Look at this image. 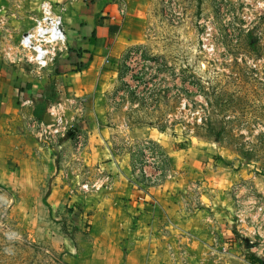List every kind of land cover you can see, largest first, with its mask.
I'll return each instance as SVG.
<instances>
[{
  "label": "rangeland",
  "instance_id": "obj_1",
  "mask_svg": "<svg viewBox=\"0 0 264 264\" xmlns=\"http://www.w3.org/2000/svg\"><path fill=\"white\" fill-rule=\"evenodd\" d=\"M147 30V47L127 56L140 54L132 69L142 71L135 78L127 66L135 84L130 98L142 104L130 119L165 126L175 114L173 124L204 145L210 161L192 170L189 185L172 200L174 212L158 216L161 229L146 230L151 219L143 217L144 231H134L123 205L104 199L106 178L99 180L97 168L82 158L84 134L83 147L75 140L74 157L65 163L61 152L41 143L39 120L26 118L25 133L5 127L0 264H264V0H156ZM2 33L4 56L25 61L21 37ZM149 141L163 181L151 186L137 176L160 188L176 175ZM61 178L73 182L66 194ZM143 197L137 201L156 213L158 204Z\"/></svg>",
  "mask_w": 264,
  "mask_h": 264
},
{
  "label": "crops",
  "instance_id": "obj_2",
  "mask_svg": "<svg viewBox=\"0 0 264 264\" xmlns=\"http://www.w3.org/2000/svg\"><path fill=\"white\" fill-rule=\"evenodd\" d=\"M42 1L0 0V39L6 29L20 37L30 31L40 15ZM49 1L63 16L66 48L49 69L39 71L26 61L8 60L0 46V135L5 127L13 126L24 128L21 131L25 133L26 118L36 119V112L47 120L48 108L53 103L81 101L82 118L71 137L55 147L56 151L67 163L74 157L75 136L84 134L87 144L81 156L97 168L99 180L106 178L100 182L109 184V190L102 194L107 197L104 199L111 200V206L123 205L122 212L128 214L134 231H144L143 217L151 219L146 230L161 229V221L156 226L158 216L162 219L174 212L171 205L176 193L189 185L192 170H200L202 161H210L212 153L207 154L204 145L173 124V113L164 120L165 126L136 124L130 119L142 104L136 95L132 100L134 96L128 92L135 84L127 73V56L131 49L149 44L147 29L156 0ZM162 88L164 85L160 87V99L164 94ZM127 138H146L156 143L175 179L160 188L149 187L143 180L139 183L137 165L142 156L125 145ZM70 182L61 178L60 192L68 193ZM147 194L158 204L156 213L149 208L151 204L142 203ZM137 198L144 201L138 202ZM153 237L148 236L147 240L152 241ZM233 243L231 240L229 245L236 248Z\"/></svg>",
  "mask_w": 264,
  "mask_h": 264
},
{
  "label": "built area",
  "instance_id": "obj_3",
  "mask_svg": "<svg viewBox=\"0 0 264 264\" xmlns=\"http://www.w3.org/2000/svg\"><path fill=\"white\" fill-rule=\"evenodd\" d=\"M67 45V36L64 28L63 16L57 13L53 4L49 0H45L41 5V12L34 21V25L30 31L25 33L19 42V49L22 51L25 61L33 65L39 71L49 69L57 60L59 55L64 51ZM141 55L131 52L128 57V67L131 68L130 74H142L141 68L133 70V65L140 59ZM77 100L67 102H56L49 106L47 120H39L36 122L37 135L41 143L45 147H57L59 142L65 140L72 135L75 122L82 118V109L80 102ZM71 114V115H70ZM75 140L78 147H83L84 139L81 135H76ZM140 143L144 148L142 164L138 169V173L151 186H157L162 183L164 171L162 161L153 152V146L149 140H134L127 138L126 146L133 147V143Z\"/></svg>",
  "mask_w": 264,
  "mask_h": 264
},
{
  "label": "trees",
  "instance_id": "obj_4",
  "mask_svg": "<svg viewBox=\"0 0 264 264\" xmlns=\"http://www.w3.org/2000/svg\"><path fill=\"white\" fill-rule=\"evenodd\" d=\"M35 117H36L37 120H42V118L39 116V114L37 112L35 113ZM59 262H60V264H67V263L62 262V261H59Z\"/></svg>",
  "mask_w": 264,
  "mask_h": 264
}]
</instances>
